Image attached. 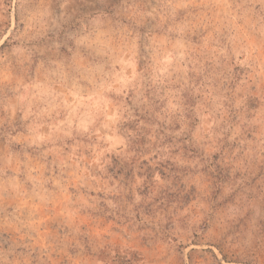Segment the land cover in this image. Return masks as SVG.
Here are the masks:
<instances>
[{
	"label": "rangeland",
	"instance_id": "374dc122",
	"mask_svg": "<svg viewBox=\"0 0 264 264\" xmlns=\"http://www.w3.org/2000/svg\"><path fill=\"white\" fill-rule=\"evenodd\" d=\"M0 264H264V0H0Z\"/></svg>",
	"mask_w": 264,
	"mask_h": 264
}]
</instances>
